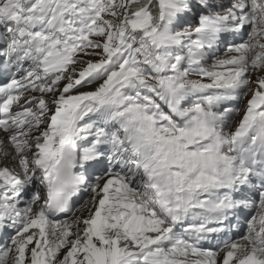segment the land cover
Masks as SVG:
<instances>
[{
  "label": "snow or ice",
  "instance_id": "6c2138e0",
  "mask_svg": "<svg viewBox=\"0 0 264 264\" xmlns=\"http://www.w3.org/2000/svg\"><path fill=\"white\" fill-rule=\"evenodd\" d=\"M0 264H264V0H0Z\"/></svg>",
  "mask_w": 264,
  "mask_h": 264
}]
</instances>
